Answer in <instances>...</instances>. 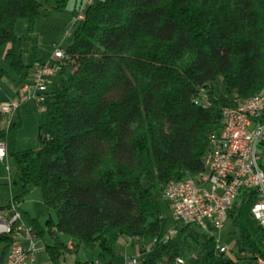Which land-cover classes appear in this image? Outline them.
<instances>
[{
    "label": "trees",
    "instance_id": "trees-1",
    "mask_svg": "<svg viewBox=\"0 0 264 264\" xmlns=\"http://www.w3.org/2000/svg\"><path fill=\"white\" fill-rule=\"evenodd\" d=\"M67 1L0 0V47L7 46L20 85L42 62L29 37L35 21ZM18 18L27 24L19 36ZM59 64L58 87L37 113L39 148L17 150V124L6 126L0 110L10 175V199L0 211L40 189L56 217L46 228L50 264L80 245L97 249L99 264H112L120 237L138 238L139 251L156 240L139 264L264 262V227L251 214L256 190L240 189L227 213L232 254L220 252L210 232L180 221L161 241L169 203L155 197L169 181L204 170L222 108L264 87V0H92ZM27 221L43 238L37 218ZM60 235L75 243L73 251ZM0 246L4 264L9 238L0 235Z\"/></svg>",
    "mask_w": 264,
    "mask_h": 264
},
{
    "label": "built area",
    "instance_id": "built-area-1",
    "mask_svg": "<svg viewBox=\"0 0 264 264\" xmlns=\"http://www.w3.org/2000/svg\"><path fill=\"white\" fill-rule=\"evenodd\" d=\"M92 0H85L79 6L73 19L77 24L84 18V12ZM64 51L56 50L49 62H37L31 69V81L23 83L18 95L2 100L1 113L5 116V125L12 123V116L18 111L22 99L34 100L39 111L44 110L45 93L49 90L51 79L58 74L59 62ZM203 89L202 99L206 101ZM228 112V122L222 126L218 136L211 135L208 142L218 144L216 160L206 181L176 180L171 192H162V198L169 203L170 218L210 232L219 246L220 252H230L229 246L221 242V233L228 222L227 213L240 189L257 191V200L251 207V214L261 227H264V168L261 167L259 148L264 145V95L255 99L234 101L233 105L223 107ZM5 145L0 143V160L5 157ZM20 204L11 201L0 211V235L9 238L8 252L4 264H35L37 235L32 225L26 223L19 212ZM176 233L170 227L161 237V241L172 238ZM136 252L126 257L122 264H139L142 256L149 252L156 240L140 246L138 238ZM69 251L75 243L66 242ZM232 254V253H231ZM259 264H264L257 259ZM182 264L181 260H177ZM92 264H99L94 260Z\"/></svg>",
    "mask_w": 264,
    "mask_h": 264
},
{
    "label": "rangeland",
    "instance_id": "rangeland-1",
    "mask_svg": "<svg viewBox=\"0 0 264 264\" xmlns=\"http://www.w3.org/2000/svg\"><path fill=\"white\" fill-rule=\"evenodd\" d=\"M80 1L85 0H68L65 7L57 10L50 9V11L43 17L37 19L33 26V31L29 35L30 41L34 44L37 55L42 62H49L53 59L56 50L65 51V49L73 41V33L76 29V24H73V19L78 14V5ZM54 6V2L51 3ZM27 24L24 18H18L14 25V32L16 35H23L26 32ZM7 46L0 47V69L5 71L0 72V99L10 98L15 96L13 90H20L23 83L31 81L30 72L25 81L20 85L19 79L12 71L9 63L5 59V50ZM28 48H23L24 59L28 58ZM58 87V75H55L48 85L49 89ZM219 91L223 92L222 89ZM25 94L18 111L12 116V123H16L15 129V148L17 150L37 149L40 147L38 140V117L39 107L32 99L27 98ZM259 154L262 156L264 151L259 148ZM10 175L5 164L0 160V206L4 205L10 199ZM163 192V189H162ZM156 198L162 197V194H156ZM19 212L22 219L28 223L27 219L37 218L38 222L44 229L43 238L37 237L36 248L38 251L35 254V264H48L50 259L44 248L45 244H51L52 239L46 233L48 220L56 221L54 211L48 209L41 199V191L38 187H33L31 191L20 202ZM167 223L166 230L172 226L170 214L166 215ZM231 226L228 224L221 233V242L226 246L232 245V238L230 236ZM62 241L66 242L68 239L60 235ZM1 250V246H0ZM136 252L135 239L120 237L118 242L113 247L112 264H122L126 257L132 256ZM97 249L89 251L84 245H80L78 250L73 253L61 252L60 264H77L79 262H93Z\"/></svg>",
    "mask_w": 264,
    "mask_h": 264
},
{
    "label": "bare ground",
    "instance_id": "bare-ground-1",
    "mask_svg": "<svg viewBox=\"0 0 264 264\" xmlns=\"http://www.w3.org/2000/svg\"><path fill=\"white\" fill-rule=\"evenodd\" d=\"M262 95H264V87H262L256 94L250 96L247 99L259 98ZM1 108H2V101L0 103V110ZM222 119H223V126H226L228 122V112L226 109L222 110ZM217 153H218V144L216 142H209L208 150L206 152L205 161H204V170L197 177L186 178V180L206 181L208 179L209 173L211 172L212 163L214 160H216ZM171 191H172V183L166 184L163 192H171Z\"/></svg>",
    "mask_w": 264,
    "mask_h": 264
},
{
    "label": "crops",
    "instance_id": "crops-1",
    "mask_svg": "<svg viewBox=\"0 0 264 264\" xmlns=\"http://www.w3.org/2000/svg\"><path fill=\"white\" fill-rule=\"evenodd\" d=\"M81 2H82V1H80V3H81ZM77 5H78V8H79V5H80V4H77ZM5 51H6V50H5ZM0 72H1V73H3V72H4L3 74H5V73H6V72H5V71H3L2 69H1V71H0ZM30 75H31V72H30ZM13 91L15 92V94L18 92V90H13ZM15 96H17V95H15ZM13 97H14V96H13ZM7 98H8V97H7ZM7 98H5V99H7ZM10 98H11V97H10ZM5 99L3 98V99H1V101H2V100H5ZM37 237H38V236H37ZM67 241H68V240H67ZM67 241H66V242H67ZM48 264H50V262H49Z\"/></svg>",
    "mask_w": 264,
    "mask_h": 264
}]
</instances>
